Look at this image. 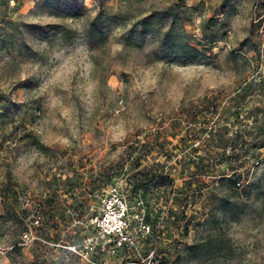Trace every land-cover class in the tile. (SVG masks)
Masks as SVG:
<instances>
[{
	"label": "rangeland",
	"instance_id": "rangeland-1",
	"mask_svg": "<svg viewBox=\"0 0 264 264\" xmlns=\"http://www.w3.org/2000/svg\"><path fill=\"white\" fill-rule=\"evenodd\" d=\"M159 259L264 264V0H0V264Z\"/></svg>",
	"mask_w": 264,
	"mask_h": 264
},
{
	"label": "built area",
	"instance_id": "built-area-1",
	"mask_svg": "<svg viewBox=\"0 0 264 264\" xmlns=\"http://www.w3.org/2000/svg\"><path fill=\"white\" fill-rule=\"evenodd\" d=\"M108 201L109 204H107L108 208L111 209V212H109L110 214H106L104 216H102L99 219V224L100 226L105 227V231L108 233H112L114 234L117 239H119V237L121 235H123V230H124V226H125V219L123 216V207H120V212L119 211V207H115L113 205V202H110L109 197H108ZM114 208H118V210H114ZM109 209V210H110Z\"/></svg>",
	"mask_w": 264,
	"mask_h": 264
},
{
	"label": "trees",
	"instance_id": "trees-1",
	"mask_svg": "<svg viewBox=\"0 0 264 264\" xmlns=\"http://www.w3.org/2000/svg\"><path fill=\"white\" fill-rule=\"evenodd\" d=\"M232 174H235V172H233ZM239 175V173H237L236 175H234L235 177H237ZM234 177V178H235ZM143 218H144V220H146V221H150V217L147 215V214H145L144 216H143ZM154 242L155 241H153L152 239H149V238H146V239H144V244L145 243H148L150 246H153V244H154ZM149 246V247H150ZM163 258V257H162ZM160 260V263L159 264H162L161 263V261H162V259H159ZM158 260V261H159Z\"/></svg>",
	"mask_w": 264,
	"mask_h": 264
}]
</instances>
